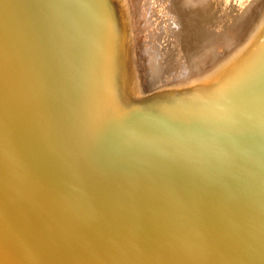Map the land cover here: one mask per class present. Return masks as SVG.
Here are the masks:
<instances>
[{
  "label": "water",
  "instance_id": "water-1",
  "mask_svg": "<svg viewBox=\"0 0 264 264\" xmlns=\"http://www.w3.org/2000/svg\"><path fill=\"white\" fill-rule=\"evenodd\" d=\"M96 6L0 0V264H264V82L110 103Z\"/></svg>",
  "mask_w": 264,
  "mask_h": 264
},
{
  "label": "rangeland",
  "instance_id": "rangeland-1",
  "mask_svg": "<svg viewBox=\"0 0 264 264\" xmlns=\"http://www.w3.org/2000/svg\"><path fill=\"white\" fill-rule=\"evenodd\" d=\"M95 4L102 43L99 73L103 86L110 89L106 99L114 104L150 109L183 107L186 98L195 94L192 85L220 78L218 67L224 66L222 58L218 64L220 56L243 60L251 56L247 50L257 40L264 43V0H95ZM196 41L210 44L206 51L198 50ZM192 50L193 57L203 55L202 63L187 71L184 66L190 62L186 54ZM205 63L212 70L209 75L201 72ZM210 85L199 87L208 91ZM232 86L240 85H227Z\"/></svg>",
  "mask_w": 264,
  "mask_h": 264
},
{
  "label": "bare ground",
  "instance_id": "bare-ground-1",
  "mask_svg": "<svg viewBox=\"0 0 264 264\" xmlns=\"http://www.w3.org/2000/svg\"><path fill=\"white\" fill-rule=\"evenodd\" d=\"M122 1V0H121ZM171 3H173V1L174 0H169ZM135 3V2H134ZM137 4V3H136ZM241 4V3H240ZM138 5V4H137ZM174 5V4H173ZM246 7V6H245ZM233 10V9H232ZM118 13V12H117ZM228 13H229V11H228ZM234 15V14H233ZM226 16H227V14H226ZM240 16V15H239ZM238 16V17H239ZM117 17V16H116ZM231 17H233V16H231ZM238 17H237V19H238ZM118 18V17H117ZM221 19V18H220ZM220 19H218V20H220ZM225 19V18H224ZM236 19V20H237ZM222 20H223V18H222ZM226 20V19H225ZM182 22V21H181ZM221 22V21H220ZM219 22V23H220ZM226 22H227V20H226ZM222 23V22H221ZM121 24V23H120ZM218 25H222V24H218ZM234 25H235V22H234ZM234 25H232V26H234ZM121 26H122V24H121ZM226 26H227V24H226ZM232 26H229V30L231 29V27ZM262 28H264V20H263V23H262ZM220 27H222V26H220ZM224 28H226V27H224ZM261 28V29H262ZM217 29V28H216ZM227 29V28H226ZM125 30V29H124ZM219 30H222V28L221 29H219L218 28V31ZM222 34V33H221ZM237 34V33H236ZM201 35V34H200ZM200 35H199V37H200ZM194 37H197L196 35L194 36ZM193 37V38H194ZM201 37H205L204 35L203 36H201ZM196 39H198V38H196ZM204 39V38H203ZM182 40V39H181ZM199 40V39H198ZM202 40V39H201ZM193 41H195V39H193ZM183 42V41H182ZM197 42V41H196ZM195 42V43H196ZM206 42V43H205ZM194 43V42H193ZM198 43V42H197ZM139 44V43H138ZM199 48H198V50H200V49H206V46L207 45H209L210 43L209 42H207V41H199ZM264 43H262L261 41H256V43L254 44V46L252 47V48H250L249 50H247V52L249 53V52H251V56H249V58H247L246 57V59H243L242 60V57L241 58H237V60H234L233 58H231V59H223V57L224 56H220L219 57V61H218V64H220L221 63V58H222V60H223V62L222 63H224V66H222V64H221V66L220 67H218V69H219V71H220V73H221V76H220V78L219 79H216V80H208L207 79V81L208 82H206V81H204V80H201V82L198 84L197 82H196V87L194 86L193 87V85H192V88H193V91H195V90H201V89H203V88H201V87H199V85H205V86H207V85H210V88H209V90H211V89H218L219 90V92L218 93H220V92H222V91H224V90H226V87H227V85H229V84H238V85H241V84H243L246 80H251L252 81V87H257L258 88V86H260L263 82H264V45H263ZM142 46V45H141ZM183 47V46H182ZM181 47V48H182ZM255 47H257V48H255ZM140 48V47H139ZM142 48H144V47H142ZM142 48H140V49H142ZM139 49V50H140ZM184 49V48H183ZM197 49V48H196ZM195 49V50H196ZM221 49V48H220ZM219 49V50H220ZM252 49V50H251ZM139 50H137V51H139ZM143 50V49H142ZM146 49H144V51H145ZM185 50V52L187 51V49H184ZM194 50H192V51H190V52H188V54H186V55H188L187 56V58L189 59V62H190V64H187L186 63V66H184V69H186L187 71H188V69L189 68H191V66H193V67H196L197 65H199V64H201L202 63V61H200V58L203 56V55H201V53H200V58L199 57H193V56H191V53L193 52ZM206 51V50H205ZM221 51V50H220ZM146 52V51H145ZM212 53V52H211ZM214 53V52H213ZM216 53H219V52H216ZM227 53V52H226ZM247 53V54H248ZM181 55H182V53H180ZM219 54H221V53H219ZM242 54H244V52H242L240 55H242ZM139 55V54H138ZM222 55V54H221ZM145 56V55H144ZM143 55H142V57H144ZM140 57V56H139ZM138 58V57H137ZM241 59V60H240ZM183 60V59H182ZM238 60H239V63H237L238 62ZM173 61V60H172ZM172 61H170V62H172ZM240 61H242V62H240ZM244 61V62H243ZM138 62V61H137ZM145 62H147V60L145 61ZM170 62H168V64L170 63ZM181 62V61H180ZM235 63H237L236 65H235ZM185 63H183V65H184ZM180 65H181V63H180ZM179 65V66H180ZM239 65V66H238ZM138 66V65H137ZM236 67V68H234L233 70H230V69H232L233 67ZM243 66V67H242ZM163 67V66H162ZM161 67V68H162ZM226 67V68H225ZM242 67V68H241ZM181 68V67H180ZM179 68V69H180ZM183 68V67H182ZM222 68H225V70H223L222 71ZM201 69L203 70V71H201V72H204L205 74H208L209 75V73L211 74V72L210 71H212V70H210V65L208 64V63H205L202 67H201ZM174 70H175V68H174ZM230 70V72L228 73V71ZM148 71V70H147ZM173 72V71H172ZM149 73V72H148ZM190 73V72H189ZM171 74V73H170ZM148 75V74H147ZM150 75V74H149ZM184 75H185V73H184ZM226 75V76H225ZM174 76V75H173ZM224 76H225V78H224ZM168 77V76H167ZM170 77V76H169ZM263 77V78H262ZM127 79V78H126ZM157 80V79H156ZM165 80V79H164ZM163 80V81H164ZM140 81V80H139ZM157 81H159V80H157ZM162 82V81H161ZM210 82V83H209ZM139 83H141V81L139 82ZM209 83V84H208ZM137 85L139 86V84L137 83ZM141 85V84H140ZM208 87V86H207ZM207 87H205V89H207ZM233 87V86H232ZM225 88V89H224ZM228 88V87H227ZM256 97V96H255Z\"/></svg>",
  "mask_w": 264,
  "mask_h": 264
}]
</instances>
